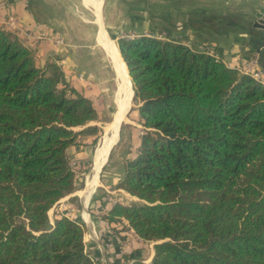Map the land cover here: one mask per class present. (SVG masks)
<instances>
[{
	"label": "trees",
	"instance_id": "obj_1",
	"mask_svg": "<svg viewBox=\"0 0 264 264\" xmlns=\"http://www.w3.org/2000/svg\"><path fill=\"white\" fill-rule=\"evenodd\" d=\"M118 45L145 130L115 185L138 200L103 219L156 242L152 264H264V83L179 40ZM97 118L56 61L0 27V264H100L84 222L49 218L76 188L68 149Z\"/></svg>",
	"mask_w": 264,
	"mask_h": 264
},
{
	"label": "crops",
	"instance_id": "obj_2",
	"mask_svg": "<svg viewBox=\"0 0 264 264\" xmlns=\"http://www.w3.org/2000/svg\"><path fill=\"white\" fill-rule=\"evenodd\" d=\"M84 2L93 8L96 15L95 22L98 26L95 34V43L90 45L91 49L84 44H76L74 35L79 34L77 26L72 30L68 27L63 28V22L60 20L61 12L59 13L58 10L50 11L47 4L42 6V8L44 7L43 9L40 8L38 10L35 8L34 0H0V27L15 33L21 41L33 48L38 64L43 66L48 61H56L62 67L66 80L93 101L98 117H100L101 113L96 101L98 96L100 99L102 98V102L106 101L109 106L113 105L112 120L117 110V103L119 107L121 76L114 68L108 53L99 41L101 25L98 21L93 0L92 3L87 0H84ZM103 2L101 0V7H103ZM13 18L17 27L10 25V21ZM87 21L90 22V20ZM190 28L193 36L188 32L189 36L186 35V37H189L187 39L188 43L193 42L200 49H209L228 65L240 67L247 61L254 60L256 65L264 68V29L258 27L256 30H249L244 27H238L239 29L237 28L235 31L218 28L206 31L200 26ZM107 33L111 37L108 29ZM134 100L126 119L130 118L133 112ZM124 121L119 134L123 126L127 125V122ZM119 122L120 120H118V124ZM92 123L97 125L95 121H92ZM143 129L145 130L144 126ZM89 139L80 140L78 138L76 143L68 149V154L75 153L74 156L78 158L77 160L83 161V158L90 151ZM112 140L113 137L108 142L107 148L103 150V157L105 156L106 161L97 175L102 185L104 182L106 183V180L109 181L107 178L112 177L108 174L103 175L110 159L111 150L115 144L111 147ZM140 143L137 145V149ZM137 154L138 151L134 153L131 159L135 158ZM95 155L96 150L93 168ZM126 162L127 160L125 165ZM93 168L90 175L93 174ZM124 173L125 171L122 176L118 177L115 185L122 179ZM112 178H116V176L114 175ZM87 182L84 189L87 187ZM84 189L74 190L61 198L50 212H56L55 209H57L56 217L59 213H64L85 223L87 247L100 264H152L155 254L154 242L140 238L134 229L129 227L126 219L110 225L102 217L116 202V199L111 194L113 191L125 194L130 200H138V198L125 190ZM62 204H65L68 212H62L59 209L58 206Z\"/></svg>",
	"mask_w": 264,
	"mask_h": 264
},
{
	"label": "rangeland",
	"instance_id": "obj_3",
	"mask_svg": "<svg viewBox=\"0 0 264 264\" xmlns=\"http://www.w3.org/2000/svg\"><path fill=\"white\" fill-rule=\"evenodd\" d=\"M87 1L92 3V0ZM46 4L49 6L50 11L58 10L59 13L61 12L60 20L63 22V28L68 27L72 30L76 26L78 27L79 34L74 35L76 44H84L91 49L90 45L95 43V34L98 28L93 8L87 5L84 0H34L35 8L38 10L43 9L42 6ZM257 12L264 13V0H104L102 7L104 24L118 49V38H133L140 35L179 40L187 44L189 37H186V35L189 36L188 32L192 35L190 27L200 26L206 31L212 28L235 31L238 27L256 30L258 27L254 24L257 20ZM87 20H90V22ZM188 44L195 46L193 42ZM97 98L96 101L101 113L95 122L99 130L96 133H85L78 137L80 140L89 139L90 137V151L83 158V161L77 160L78 158L74 156L75 153L69 154L72 167L77 174L75 190L84 189L86 181H89L95 150L96 159L97 150L103 145L104 137L107 136V132L104 134V131H106L104 128L106 124L112 123L113 105L111 107L106 101L102 102V98L100 99L99 96ZM139 106H141V102L135 99L133 112L128 118L129 121L126 118L124 119L127 125L123 126L120 134L119 126L117 135L114 138L115 144L113 143L112 150L110 148V159L103 175L108 174L112 177L115 175L116 178L106 177L109 181L106 180L103 185L99 180V185L93 190H124L115 188V181H118V177L123 175L122 173L126 167L125 161L131 159L134 153L138 151L137 145L141 141L144 130L141 124ZM89 125H94V123L90 122ZM76 129L79 130L81 127ZM111 194L116 201L122 203L134 201L121 192L113 191ZM58 207L62 212H68L65 204ZM55 210L57 212V209ZM56 212H49L52 224L55 222Z\"/></svg>",
	"mask_w": 264,
	"mask_h": 264
},
{
	"label": "bare ground",
	"instance_id": "obj_4",
	"mask_svg": "<svg viewBox=\"0 0 264 264\" xmlns=\"http://www.w3.org/2000/svg\"><path fill=\"white\" fill-rule=\"evenodd\" d=\"M100 3H101V0H93V5L95 6L94 8H96V12L98 15V21L101 25V30L99 32V41L101 45L103 46L104 50L108 53L109 59L111 63L113 64L114 68L118 71V73L121 76V80L119 84L120 85L119 87L120 96L118 99L119 100L118 101L119 102V114L117 116L116 122L108 123L105 126L107 136L104 137L105 138L103 140L104 142H102L103 145L97 150V156L95 159V164H94V169H93L94 171H93V174L89 178L86 189L84 190H91L92 188H95L98 185L99 178H97V175L99 174L103 163L106 161L105 156L103 157V150L107 148L108 142L110 141L111 137H113L112 144L114 143V138L116 137L117 131H118V130L116 131V129H119L118 120H120V115L121 113H124V110H125V105L123 104L124 97H125L124 95L131 97L132 94H134V90L132 89V79L128 72L129 70L127 69V65L125 61H123L120 55V52L117 46L115 45V42L112 40L111 37L108 36L107 29L104 25V21L102 17V12H101L102 7ZM127 120L129 121L128 118ZM130 124H133V123H130Z\"/></svg>",
	"mask_w": 264,
	"mask_h": 264
},
{
	"label": "water",
	"instance_id": "obj_5",
	"mask_svg": "<svg viewBox=\"0 0 264 264\" xmlns=\"http://www.w3.org/2000/svg\"><path fill=\"white\" fill-rule=\"evenodd\" d=\"M256 16H257V20L255 21L254 26L264 29V13L263 12H257ZM118 39H120V38H118ZM132 89H133V82H132ZM124 96H123L124 97L123 104L125 105V110H124V113H121V115H120V122H119L120 128H121V126L123 124L124 119L128 116L129 110H130V108H131V106L133 104V100L135 98V91H134V94H132L131 97H128L127 95H124ZM118 114H119V107H118V103H117V110H116L115 115H114V117L112 119V122H116ZM104 134H106V131H104ZM155 243L156 242H154V244Z\"/></svg>",
	"mask_w": 264,
	"mask_h": 264
},
{
	"label": "built area",
	"instance_id": "obj_6",
	"mask_svg": "<svg viewBox=\"0 0 264 264\" xmlns=\"http://www.w3.org/2000/svg\"><path fill=\"white\" fill-rule=\"evenodd\" d=\"M10 25H15L17 27L14 18L10 21ZM238 68L241 72L250 74L256 80L264 83V68L256 65V62H254V60H249L243 66H240Z\"/></svg>",
	"mask_w": 264,
	"mask_h": 264
}]
</instances>
